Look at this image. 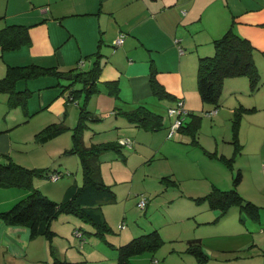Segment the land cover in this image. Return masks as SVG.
<instances>
[{
  "label": "rangeland",
  "instance_id": "1",
  "mask_svg": "<svg viewBox=\"0 0 264 264\" xmlns=\"http://www.w3.org/2000/svg\"><path fill=\"white\" fill-rule=\"evenodd\" d=\"M66 1L59 0V2ZM93 1H97V9L100 8L103 2L102 0H84L82 4L88 7L91 6ZM124 7L126 8H123L124 11L130 8L127 4ZM25 8L26 2L22 1L19 9ZM61 9L56 8L57 12H63ZM6 11H13L12 0L9 4L8 0H0V14ZM142 12L141 18L136 21V25L139 33L147 38L149 29L155 28L156 24L147 17V14L144 13L145 10ZM26 17L28 18L25 14L22 20ZM8 18L3 15L1 19L8 20V22L21 20L19 17ZM94 21L96 22V20ZM1 23L0 28L8 24L7 22ZM52 26L54 25L52 24ZM44 27L45 33H47V25ZM185 29L187 28L185 27ZM121 35L119 34L113 41L115 49L119 48L125 40ZM182 37V35H178L174 41L182 51H185L182 46ZM138 40L140 39L138 38ZM136 49L143 54H146L145 50H149L142 41ZM188 53H191V51H188ZM125 56L124 58H126ZM131 58L129 57V62ZM113 59L114 62L109 64L116 67L115 61L117 58L114 56ZM26 61L24 59V61L18 63L29 62ZM257 64L260 70L261 82H263L262 86L257 91L251 92L249 90V79L246 75L228 78L222 90L223 99L225 100L223 104L219 105L218 109H215L213 104L208 103L205 104V108L202 107L201 103H188L186 105L184 97L175 98L174 103L169 105L171 103L169 99L159 98L155 94L146 96L142 101L128 106L125 105V109H122L123 98L118 94L119 96L115 101H118L117 108L122 107L117 110V122L120 124L109 128L110 125L106 123V117L110 114L97 111L95 112L102 119L88 120L90 126L83 133L86 146L100 142H111L114 145L102 149L97 156L103 181L107 185H111L112 190L117 195L115 201L105 202L102 207L104 219L112 227L110 233L107 234V240L112 242L113 245L119 246L128 242L134 236L156 227L161 231L164 239V242L156 249L154 254L153 251H141L132 255L133 261L139 264H198L196 256L187 250V246L190 238H202L203 248L209 255L207 264H264V62H257ZM6 66L7 63L4 57L0 56V70L3 68L6 70ZM87 68H89V65L84 67V69ZM118 75L119 71L117 70L110 79ZM101 78L107 77L103 74ZM192 81H195L196 89H198L197 75L194 74V71H192ZM20 86L22 87L21 84ZM3 95L8 96L6 93ZM85 99L86 96L83 93L78 102H68L66 117L63 120L70 128L61 134L57 140L65 141L66 139L67 145L59 149L56 147L49 149L50 144H52L50 143L46 146L48 152L44 153L41 147L35 149L38 154L34 156L23 154L25 152L23 150L14 149L15 158L11 155L10 157L3 155L0 160L12 158L26 166L33 167L32 161L35 162L40 158L41 153H44V158L51 162L65 147L71 145L72 128L77 123L80 104L85 102ZM181 102L183 103L182 107L179 105ZM104 103L107 104L105 101ZM92 104L96 105L93 101ZM141 104L163 115V123L159 128H153L149 123L138 125L135 121H129V117L122 112V110L136 109ZM240 104L250 107L255 105L257 109L254 112H245L243 116L241 115L238 136L241 139L242 151L237 153L235 157L236 143L233 137V127L238 113H236V106ZM86 105L90 107L89 99ZM172 108L176 109L174 113L171 112ZM191 108H195L196 111L194 112L201 115L198 132L201 144L198 146L193 144L191 134L183 132L191 122L192 117L189 115ZM26 119L27 116L22 107L9 108L6 103L0 102V125L20 122L11 130V133L8 132V135L12 136L18 146L33 141L36 133L40 132L46 125L52 122H61V118L55 113L47 111L40 112L25 121ZM179 119L181 123L176 127L175 123ZM128 122L132 124L126 125ZM182 126L184 129L181 131ZM98 129H101L100 132H98ZM123 139L129 140V143L122 145ZM119 143L122 144L119 145ZM136 143L141 145L142 150H136ZM201 145L207 151L204 148L202 149ZM16 151L23 152L21 154ZM209 152H216L215 155L225 153L228 156H234V165L232 167L227 165L222 160L210 156ZM72 156L75 157V154ZM72 156L65 158L68 161L67 166H77V163H73L74 158ZM239 171L242 173V178L237 187L244 197L260 206V214L258 218H255L245 211L241 212L239 206H233L227 215L218 221H214L219 211L211 208L207 201H197L195 197L210 192L215 185L223 189L233 187L234 175ZM73 172L75 173V171ZM168 175L170 178L175 179L176 183L169 179ZM63 176L67 177L69 174L65 173ZM77 176L82 180V165L78 169ZM56 187V184L44 181L40 183L39 188L46 194L51 192L54 194L53 196H56L59 191ZM145 197L149 198L146 214H144V208H140L137 204L140 199ZM54 198L62 200L61 197ZM72 215L80 223L82 220V229L85 230L84 237L86 235L93 236L91 234H93L95 226L85 222L78 215ZM122 222L125 223L126 228L119 226V223ZM72 226L71 221L54 224V226L52 224L53 229L56 231L52 240L56 252L55 242L59 240V244L64 245L65 240L58 239L60 236H66L61 232L64 229L74 237V246L80 248L82 243L72 230ZM122 236L126 238L122 240ZM67 237L70 239L69 235ZM96 237L98 240L95 241H99V245L101 243L102 245L111 246L106 240ZM92 243V241L86 240L84 244L85 251L88 253ZM69 247L67 253H63L65 246L61 248L60 252H57L64 262L65 255L71 259L78 257L79 250L74 249L72 246ZM7 249V245L3 249L0 248V264H12L8 260L9 256L3 253L13 254ZM109 250L112 253L111 258H101L105 260H99L96 257L97 255L86 253L89 259L76 264H118V249Z\"/></svg>",
  "mask_w": 264,
  "mask_h": 264
},
{
  "label": "crops",
  "instance_id": "2",
  "mask_svg": "<svg viewBox=\"0 0 264 264\" xmlns=\"http://www.w3.org/2000/svg\"><path fill=\"white\" fill-rule=\"evenodd\" d=\"M22 1L26 2L25 9H19ZM102 1L100 8L97 9V1H93L91 6L86 7L82 4L84 0H67L66 2H59V0H12L13 11H6L0 14V22H7L8 24H32L29 27L31 44L17 50L5 51L0 46V56L4 57L7 66L8 64H29L36 61L45 64H58L60 68L68 70L77 65L78 61L81 64L80 69H84L87 65H89L87 69H90L98 55L101 54L99 60L101 61L102 68L98 84L102 90L89 98L90 107H88L94 112L110 114L106 117V123L110 125L109 128L120 124L117 122V110L119 108L123 107L122 109H125V105L128 106L142 101L146 96L154 94L150 83V75L153 70H156V76L160 83L172 94V96L162 97V99H169L171 101L169 105L174 103L175 98L184 97L186 105L188 103H201L202 107L205 108L207 102L202 100L198 89H196L195 81H192V71H194V74H197L199 56L212 53L214 50L213 39L221 36L233 22L235 30L240 35L248 38L255 46L256 62H264V0ZM9 3L10 0H8ZM126 4L130 8L127 11L125 10V12L123 8H125L124 5ZM56 8H62L61 11L63 12H57ZM143 10L146 11L144 13L147 14V17L156 24L155 28L149 29L147 38L139 33L136 25V21L141 18ZM25 14L28 18L26 17L22 20ZM3 15H5V18L19 17L22 21L8 22V20L1 19ZM93 20H96L97 23L93 22ZM46 25L48 27L47 33H45L44 27ZM121 32H125V40L119 48L115 49L113 41ZM178 35L183 36L181 39L185 51H182L174 41ZM140 41L147 45L149 49L148 51L145 50L146 54L136 49ZM188 51H191V53H188ZM114 56L117 58L115 61L116 67L109 64L114 62ZM129 57H132L130 62ZM24 59L27 60L26 62H29L18 63L24 61ZM117 70L119 71V75L110 79V77L115 75ZM5 72L4 68L1 69L0 76H3ZM103 74L107 78L102 79ZM51 79L44 77V79L31 80L25 83L26 86L34 90L33 95L29 99V114H26V116L28 115V119L25 121L44 111L53 112L61 118V121H64L68 102L71 101L67 99V91L63 92L58 87L48 86ZM111 80H116L120 86L119 94L123 98L122 107L117 108L118 101H115L117 97L107 91V82ZM21 85H24V83L22 82ZM39 87L41 88L39 89ZM3 94L0 93V102L7 104V100L5 102L6 97ZM92 101L96 105H93ZM190 111L194 112L196 110L195 108H191ZM131 124L129 122L126 123V125ZM16 125L12 123L0 125V159H2L3 155H11L15 158L13 154L14 149L25 151H16L21 154L23 152V154L34 156L38 154L35 149L41 147L44 153L48 152L47 144L52 143L49 149H54V147L59 149L67 145L66 139L65 141H57L59 136H61L60 134L44 143L37 142L34 139L28 144H20V146L15 148L17 142L13 140L11 135H8V132L11 133V130ZM100 130L98 129L99 132ZM200 147L205 149L203 145ZM66 148L68 146L51 162L44 158V153H41L40 158L35 162L31 160L33 166H50L60 170L62 173L61 177L57 180L41 177L35 180L38 187L44 181L56 184V188L59 190L56 196L47 191L49 192L48 195H52H49L52 198L61 197L63 199L69 185L74 182L80 184L83 181V179L80 180L81 178L77 176L81 165L80 159H78L79 156L77 154H75V157L72 156L74 154H63ZM140 149L142 150L141 145L136 143V150ZM70 156L74 158L73 163H77V166H67L68 161L65 158H69ZM65 173L69 174V176L64 177ZM26 194L27 191L22 188L0 186V212L9 209ZM54 199L57 200L56 198ZM146 213L147 210L144 214ZM66 221L72 222V230L74 232V229L77 227L82 229V220L80 223L79 220L74 219L73 215L69 213L60 214L58 218L53 220L52 224L54 226V224H61ZM137 221L139 222L138 219ZM122 223H119L120 227ZM124 227L125 224L121 228ZM82 230L85 231L84 229ZM61 232L66 234V236H60L59 238L56 236V238L65 240V242L64 245H60L59 240L55 242L57 252H60L63 246H65L63 253L68 252L69 246L79 250L77 258L71 259L65 255L66 258L63 264H76L86 261L89 259L88 254H95L97 255V259L105 260L112 257V253L108 249L118 248L117 245H114V247L107 244L102 245L101 243L99 245V241H95L98 240L95 234H91L93 236L86 235V237L81 239L75 233L80 238V243H82L80 248H77L74 246V237L66 232L65 229ZM67 235H69L71 240ZM83 235H85V232H83ZM125 238V236H122L121 239L124 240ZM86 240L93 242L92 247L88 249L89 253L84 248ZM5 245L8 247L7 251L13 253L3 252L9 256L8 260L12 264H49L54 259V256L50 252V240L44 235L31 238L28 226L23 224H7L0 217V248L3 249ZM57 252L55 253L56 256L62 260V257Z\"/></svg>",
  "mask_w": 264,
  "mask_h": 264
},
{
  "label": "trees",
  "instance_id": "3",
  "mask_svg": "<svg viewBox=\"0 0 264 264\" xmlns=\"http://www.w3.org/2000/svg\"><path fill=\"white\" fill-rule=\"evenodd\" d=\"M30 26L32 24L10 23L1 27V48L5 51L29 46L31 44ZM120 34H123L125 38L124 32ZM213 47L212 53L200 55L198 59L197 87L203 101L213 104L214 108L218 109L219 105L223 104L222 90L225 80L229 77L246 75L249 79V90L251 92L257 91L262 86L260 70L255 59V46L248 38L240 35L235 30L234 22L221 36L213 39ZM100 56L101 54L98 55L93 66L86 70L79 68L81 67L79 61L77 62L78 66L75 65L68 70H64L54 64L47 65L31 62L29 64H8L5 74L0 76V93L8 95L6 97L8 107L20 106L24 109L25 114H29V99L34 93V90L26 86L25 83L31 80L44 79V77L52 78L48 86L58 87L63 92L67 91V99L71 102L79 101L83 93L86 96L85 102L80 104L77 123L72 128V144L63 151V154H77L79 156L83 170V181L81 184L74 182L69 185L62 200H55L44 193L35 183L38 177L57 180L62 175L60 170L50 166L29 167L12 158L0 160V186L17 187L27 191V194L17 200L9 209L1 211L0 217L7 224L28 226L31 238L44 235L49 239L50 252L54 256V259L49 264H62L64 262L56 256V247L53 246L52 242L56 233L52 227V222L63 212L83 218L85 222L95 226L93 234L114 246L112 242L107 240V234L110 233L109 231L112 230V227L104 219L102 206L105 202L115 201L117 195L112 190V186L107 185L103 181L97 158L102 149L110 148L114 145L111 142H100L86 146L83 140V133L90 126L88 125V120L101 119L97 113L86 105V102L93 94L102 90L98 84L102 68L99 60ZM19 81L20 84L24 83L22 87L20 84L18 85ZM150 83L154 94L159 98L172 96L165 86L160 83L156 76V70L151 71ZM107 91L115 97L119 96L120 86L116 80L107 82ZM236 108V113H238L233 127V137L236 143L235 157L237 153L242 151L241 139L238 136L241 115L243 116L245 112H254L257 109L255 105L250 107L244 104H240ZM122 112L129 117V121H135L138 125H147L149 123L153 128H159L163 123L162 114L152 111L143 104L136 109L122 110ZM189 114L192 119L187 129L183 132L191 134L193 143L200 145L197 136L200 129L201 115L194 112ZM183 126L180 128L181 131L184 129ZM68 128L70 126L66 125L64 121L52 122L36 133L35 140L44 143L63 134ZM119 145L121 144L119 143ZM15 147H18V145L16 144ZM204 150L207 151V149ZM209 154L231 167L234 165V156H227L224 153L215 155L216 152H209ZM55 176L56 178H54ZM168 178L176 183V180L170 178L169 175ZM241 178L242 173L239 171L234 175L233 187L223 189L215 185L210 192L195 197L197 201H207L211 208L219 211L214 221H218L227 215L233 206H239L241 212L245 211L250 216L258 218L260 206L244 197L237 187ZM145 198L147 202L143 207L144 212H146L149 203V198ZM74 230L81 239L84 238V231L81 228L77 227ZM77 230L80 234L76 232ZM163 242L161 231L157 227L135 236L128 242L118 246V264H139L132 260L133 254L141 251H153L154 254ZM187 250L196 256L199 264L208 263L209 255L203 248L202 238H190Z\"/></svg>",
  "mask_w": 264,
  "mask_h": 264
},
{
  "label": "built area",
  "instance_id": "4",
  "mask_svg": "<svg viewBox=\"0 0 264 264\" xmlns=\"http://www.w3.org/2000/svg\"><path fill=\"white\" fill-rule=\"evenodd\" d=\"M121 36H123L124 37V35L122 34ZM120 36V37H121ZM119 37V38H120ZM182 102L179 104L180 105V107H182ZM176 111V109L175 108H172L171 109V112H175ZM182 111V110H181ZM180 113V112H179ZM181 123V120L179 119L176 123H175V125H176V127H178L179 126V124ZM123 143V144H122ZM122 145H124V144H126V143H129V140H127V139H123V141H122ZM54 178H56V176L54 177ZM146 202H147V199L146 198H143V199H140V201L138 202V205L141 207V208H143L145 205H146ZM124 222L121 224V226L123 227L124 226ZM78 234H80L79 233V231L77 230L76 231Z\"/></svg>",
  "mask_w": 264,
  "mask_h": 264
},
{
  "label": "water",
  "instance_id": "5",
  "mask_svg": "<svg viewBox=\"0 0 264 264\" xmlns=\"http://www.w3.org/2000/svg\"><path fill=\"white\" fill-rule=\"evenodd\" d=\"M69 76H71V75H69Z\"/></svg>",
  "mask_w": 264,
  "mask_h": 264
}]
</instances>
